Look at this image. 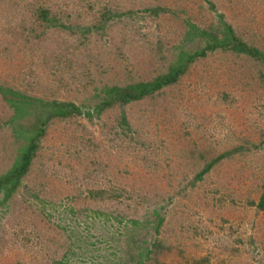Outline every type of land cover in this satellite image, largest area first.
<instances>
[{"label":"rangeland","instance_id":"1","mask_svg":"<svg viewBox=\"0 0 264 264\" xmlns=\"http://www.w3.org/2000/svg\"><path fill=\"white\" fill-rule=\"evenodd\" d=\"M35 1L54 11L68 8L80 25L92 23L103 5L134 12L159 5L171 13H138L107 35L90 34L78 43L62 30L30 32ZM207 1L214 10L203 0H0V83L43 100L92 105L87 101L98 83L129 76L145 81L161 69L156 48L161 44V56L170 57L182 40L184 17L204 29L216 22L215 12L264 52V0ZM91 5L98 7L86 13ZM260 72L245 57L218 52L193 64L180 83L126 107L130 133L118 127L115 110L93 122L83 116L53 122L30 174L0 208V264H56L68 252L75 254L68 264H120L118 248L127 258L125 247L133 242L127 239L144 233L84 214L111 211L90 195L109 185L129 195L117 207L129 218L149 217L155 209L164 216L161 237L174 248L171 259L181 253L208 255L209 264H264V209L257 206L264 185ZM8 113L0 100V122ZM12 135L1 128L0 172L17 148Z\"/></svg>","mask_w":264,"mask_h":264},{"label":"trees","instance_id":"2","mask_svg":"<svg viewBox=\"0 0 264 264\" xmlns=\"http://www.w3.org/2000/svg\"><path fill=\"white\" fill-rule=\"evenodd\" d=\"M203 1L209 4L211 10H214L210 2ZM36 2L38 1L33 2L34 6L30 11V32L36 28L62 30L68 32L70 36H74L78 43L83 41L84 36L90 34L105 36L109 32V28L126 20H132L133 16L138 13H146L154 17L171 13L169 9L159 5L143 6L137 12L122 11L113 4L111 6L103 5L96 11V18L92 23L80 25L75 22L73 13L68 8L63 11H54L46 5ZM97 7L98 5L87 7L86 13L95 10ZM215 14L216 22L204 29L195 25L190 17H184L182 40L177 46L172 47L170 57L164 59L161 56V44L156 48V56L158 57L156 61L161 65V69L159 67L152 69L150 76L145 81H134L129 76V79L122 83H101L97 86L98 83L93 88L89 101H87L89 104H93L81 105L86 109H82L72 101L43 100L23 93L5 83H0V100L9 111L0 122V130L2 127L10 129L17 145L11 159L12 163L9 162L5 167L6 169L0 172V208L6 206L9 200L14 198L22 186V180L30 174L40 144L53 122L76 120L81 116L88 119L89 122H93L94 119L100 118L104 112L115 110L120 113L117 119L118 127L122 132L130 133L131 127L125 114L126 107L152 98L165 88L180 83L193 64L204 61L210 54L213 55L218 52L245 57L260 65L263 71V73L260 72V80L264 86V52L238 36L232 25L225 21L222 14L216 12ZM125 27H128L127 23ZM73 54L74 52H72V56ZM90 60L92 61V59ZM100 60H94V65L98 66ZM129 73L131 72L129 71ZM128 81L131 82L127 83ZM216 161L218 159L215 158L207 163L195 175L191 183L194 185L195 181H200ZM90 195L99 201L109 203L112 208L108 212L101 210V208L85 212L86 218L90 216L103 217L105 221L111 220L119 224L124 222L126 223L124 229L129 230L130 233L135 231L134 229L144 233L138 239L136 238L137 235L127 239L129 243L130 239L133 240L125 247L128 250L127 258H124V251L118 248V252L123 253V257L119 258L120 264H209L208 255L199 259H190L179 253L178 256L171 259L170 254L174 248L165 238L161 237L163 235L161 228L164 216L155 209L149 216L153 218L151 220L149 217L142 219L134 214H131L134 217L129 218L126 213L121 212L124 200L129 197L123 186L109 185L105 188H98ZM142 200L143 195H141V199H135L138 203ZM250 205H254V203H250ZM118 206H121V209H118ZM257 206L260 210L264 209V185ZM65 209L72 211L71 207H65ZM150 236L151 239H148ZM72 255L75 254L66 253L56 264H68L73 257Z\"/></svg>","mask_w":264,"mask_h":264}]
</instances>
